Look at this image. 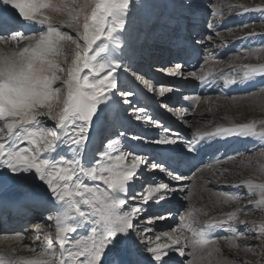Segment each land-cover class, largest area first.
Returning <instances> with one entry per match:
<instances>
[{"label":"snow or ice","instance_id":"6c2138e0","mask_svg":"<svg viewBox=\"0 0 264 264\" xmlns=\"http://www.w3.org/2000/svg\"><path fill=\"white\" fill-rule=\"evenodd\" d=\"M147 7L139 0H0V45L10 49H0V186L9 180L28 184L30 194L55 213L47 216L55 243L48 233L39 251L29 248L33 255L0 254V264H213L221 252L219 241L236 248L238 236L259 241L246 250L264 253V222L249 224L240 218L239 207L191 230V235L183 231L188 225L157 234V222L172 218L167 205L173 195L191 197L183 182L201 170V154L213 141L250 139L264 156V120L216 125L186 138L145 108L135 107L140 93L130 84L138 82L160 96L181 90L180 83L153 85L136 67L140 52L133 39L135 16ZM180 7L190 10L192 5L184 0ZM242 8L264 17L262 6ZM45 10L66 15L60 26L76 35L62 31ZM198 44L193 37L190 48L177 45L170 66L155 71L177 81L192 77L222 88L255 85L251 95H264V65H245L236 74L213 75L210 70L198 76L188 71L186 57L195 55ZM186 101L191 103L177 107V116L194 111L200 96L183 95L181 103ZM117 104L129 105L123 109L131 111L129 119L148 123L155 135L135 133L122 117L124 130L107 135ZM123 141L129 143L113 152ZM155 171L168 182L155 179ZM229 187L237 192H220L222 203L258 192L256 207H264V182L247 179ZM222 230L231 235L218 237ZM14 238L21 240L23 231ZM215 264L223 261L215 259Z\"/></svg>","mask_w":264,"mask_h":264},{"label":"rangeland","instance_id":"374dc122","mask_svg":"<svg viewBox=\"0 0 264 264\" xmlns=\"http://www.w3.org/2000/svg\"><path fill=\"white\" fill-rule=\"evenodd\" d=\"M233 1L232 0H202V1L201 0H189L190 4L192 5L191 8H196V7L200 8V9H201V7L204 8V10H203L204 14L202 15L200 21L198 22V23H200L198 28L200 30L204 31L203 32L204 33L203 38L205 36L204 41H206V40L211 41L210 42V48H206L207 46L204 44L205 52L208 53L207 59L205 60V61H208V63L204 62V67L202 68V71L204 69L205 73L210 69V65L213 62H215V64H216L214 67H218V68L230 66L232 69H230L229 74H236L237 72H242L243 67L245 65H253V66L264 65V17L261 16V13L256 12V11L243 12V8H242V6L247 7V5H250V4L253 6H249V8H255L256 6L264 7V0H250V2H247V0H233ZM133 2L135 3L136 0H133ZM139 2L141 4L146 3L148 5V7L146 9L140 11V12H137L136 16H135L136 23H135V28H134L133 39H134V42L137 44L139 52H140V57H139V60L137 61L136 67H138L141 70L140 74H146L145 78L148 79L150 81V83H152L154 85V78L152 77V75H153V73H157L155 71V69L157 67L170 66V62L172 60L168 59L169 58L168 57L167 60L165 61V57L159 56L160 57L159 58L157 56L163 48H162L161 44L157 43V40H156V38L153 37V34L156 33L159 35L160 33H162L160 31L158 32V29H159L158 26H162L161 31H163L165 33L169 32V30L166 29L169 26V21L167 20L166 16L167 15H169V16L174 15V13H172V12H175V8H176L175 6L177 4H178L177 6H180V4L182 2H184V0H173V1H170V0H139ZM172 9H174V10H172ZM190 10H193V9H190ZM45 14L51 15L58 26H60V21H63L66 19V15H64L62 13L52 12L50 10H45ZM180 14L181 15L179 17H182V18L186 17V15H189L188 11H186V10L181 12ZM244 17L247 20L244 19ZM191 20H192V18H191ZM242 20H244V21H242ZM185 21H186V19H185ZM223 21H231V23H230L231 25H227L225 28H220V24H222ZM233 21H234V23H237V25L232 24ZM177 22H178V19L175 23H177ZM209 24H211L212 26L215 25V28H211L210 31H207ZM242 24H246L247 27H240V25H242ZM60 27H61L62 31H66L73 36L76 35L75 32H73L71 29L64 28L63 26H60ZM216 28H217V30H213ZM200 30H198L199 31L198 34L202 35L200 33ZM191 32L194 33V31H191ZM253 32L256 33V35L250 36L249 33H253ZM209 36L211 37L210 40L207 39V37H209ZM159 37H163V36H159ZM245 39L249 40L248 43L250 45V48H248L249 45L248 46L246 45L248 40H245ZM250 41H251V43H250ZM231 42H233L234 46H237V45L240 46L241 45L242 49L241 50L237 49V50H233V51L230 50L227 52L225 51V53L222 57H216L215 48L219 47L220 45L225 46ZM214 44H216V46H214ZM0 49L5 50V51L10 50L7 45H0ZM244 49H246V50H244ZM220 53H222V52H220ZM116 54L117 55L120 54L119 49L117 50ZM148 57H153V58L155 57V59L153 61L149 62ZM162 61H164V62H162ZM157 74H161L162 76H164L162 73H157ZM201 74H203V73H201ZM227 74H228V72H227ZM171 79H174V77H169V81L166 84H171ZM188 79H190V77ZM257 82L261 83V80L258 79L256 81V83ZM181 83H183V82H181ZM130 87L136 88L137 92L140 91V94H143L144 92H145V94L149 93L146 90H144L143 85H139L138 82H136L135 84L134 83L130 84ZM234 87H236V86H234ZM241 88L237 87V89H240V90H241ZM254 89H255V87H254ZM254 89H253V91H254ZM250 90H251V87L246 91H250ZM253 91H251L250 93H246V94H240V95H234V96H225L224 93L226 92V88L220 87L217 94L208 95L209 97H207L205 104L212 106L215 103V106H212V107L219 109V110H222L224 108L222 101H224L225 99L229 100V98H230V100H231L232 97L247 98L248 96H252L251 93ZM150 94H153V95L155 94V97L160 96L158 92H152ZM178 94H181V91H178L177 94L175 92H167V93H165L164 96H162L163 102L156 101L157 98H155V100H154L155 104L159 107L160 110H162L161 111L162 113L166 112L165 114L169 115L170 119L173 118L177 121H179L180 116H177L175 114L174 106L168 105L171 102H169V103L164 102V98L167 97L168 95L170 98H173V97H176V95H178ZM256 96H257L256 98H258L260 100H262V98H264V95H261L259 93H257ZM129 99L131 101H135L137 99V97L134 96V97H130ZM216 99H218V102H215ZM146 104H147V102H146ZM149 104L150 103H148L147 105H149ZM160 104H167L169 107L165 109V108L160 107L159 106ZM156 105H154L155 108L157 107ZM134 106L135 107H142L143 106V108H145V110L148 112V114H149L150 108H151V106L149 108V106L145 105V100L140 95H139V103L134 104ZM125 108H129V105L117 104L116 111L113 113L112 123L109 126V131H108L107 135H113L114 136L115 133L123 130V128L121 127V117L123 118L124 126H126V124L128 122L130 123L132 121L137 125V126H135V124H131V126H128V127H132L133 131L135 129L134 127H137L139 129H145L146 128L149 131L152 129V127L148 123L142 124V122L139 123L136 120L130 121L129 117H131V115H132L131 111L129 110V112L127 114L124 113L123 109H125ZM120 109H122L121 112H123V113L120 112ZM199 111H200V105H199V109L195 110L193 113L194 114L197 113L196 116L201 119V123H195L192 125L189 124L190 126H187V132L188 133H191V134H195L197 132L202 133L204 131L211 130L216 125H220V122L217 121V120H219V118H217V115H215V114L212 116L211 115L210 116L209 115H200V114L198 115ZM213 116H215V118ZM252 121L253 120H250V122H252ZM49 123H51V122H49ZM132 128H129V129H132ZM257 130L259 131V126H258ZM142 132H144V131L142 130ZM144 135H146V134H144ZM237 141H231V144L235 145V143ZM239 141H241V140H239ZM128 143H129L128 141H123L121 145L115 146L112 149V151L113 152L121 151L122 149L125 148V145ZM246 143H248V142H246ZM249 147H250V151H246V152L242 153L239 157H233L234 158V159H232L233 161L229 159L224 163V165H226V167H227L226 172L229 171L228 172L229 174L225 173V175H222V173H221L222 170H220V171L215 170L213 172L214 173V175H213V173H211V170H208L205 168L202 171H199L200 172L199 175L204 174L207 177H213L214 176V177H218V178L223 179L225 177L228 178L230 176V172H234L235 177L243 179V181H245L247 178L251 177L250 175H253L259 180L258 183L264 182V156L261 155L262 150L259 148V145L254 141L251 143V145ZM144 167L145 166H141V169H143ZM232 167L234 168V171H233ZM154 173H158L159 176H157ZM154 173H152V175L155 177V179L163 180L166 183L168 182V177H166L163 173H160L159 171H155ZM161 175H163V176L160 178ZM193 181L194 180L189 181V182L187 181V183L190 185L189 188H191L189 192H191V194H192L188 200L183 199L181 194H174L173 195V200L181 201V203H179L180 209L176 210V213L172 212L173 215H172V218L170 220L161 222V225L157 224L159 227H157V225H156L157 234H160V232L162 230L166 229V230L171 231L173 229V227H178V226L184 225V224H186L187 220H190L192 217H194V218H193V220H191V222L195 221L192 224V226L195 229L201 228V226L204 227L210 219L222 218L224 216V213L234 211L237 207H239L243 210L239 213L240 218L243 220H246L249 224H251L252 222H255L257 224L264 222V207H256V201L259 200V198H260L258 192H256V193H245V194H243L241 199H239L238 201H235V202H231L229 204H224L220 200L213 204L210 201L211 200L210 198H216V197L222 198L219 195L220 192L230 194V192L232 191L233 188L232 187L226 188V189L215 188V190H211V188H209L207 185H204L205 191H202V187H203L202 183H201V185H202V187H201V186L195 184ZM85 182L87 183L88 181L86 180ZM225 190H227V191H225ZM11 191H14V192L24 196L21 199H25V200H29V201H33V202H35V200H36L35 198H33L34 196H32L30 194L29 187L22 188V189H15V190H11ZM241 191L243 192V189H241ZM234 192H237V189L234 188ZM3 195L6 196L7 193H5ZM182 199H183V201H182ZM204 201H206V202H204ZM202 203H205V204L202 205ZM37 204L43 206V203H41L39 201L37 202ZM37 204H35L33 211L39 210L37 208V206H38ZM211 204L214 206H212ZM172 205L175 208L176 205H174V204H172ZM202 206H204L208 209H211L213 207L214 214H213L212 210L211 211L208 210L207 212H203ZM150 211H151V209H150ZM245 211H247V213H248L247 215H245ZM209 213H210V215H209ZM48 215H55V213L51 211V206H49L47 211H44V212L39 211V213L36 215L34 212V218H33L34 221L28 222V224H32V225H27L28 226L27 228L25 225V227L23 228L24 229L23 237H25L27 239V245L29 246V248L32 246H36L37 251H39L40 247L49 239V236L47 235L48 233H52L53 243H55L54 227L52 226L53 222L49 221L47 219ZM28 220H30V219H28ZM179 223H180V225H179ZM37 225H39V227H37ZM189 228H190V226H189ZM243 229H244L243 225L239 226L240 232H243ZM190 230H191V228H190ZM183 231H184L185 235H188L189 230H187V234H186L185 230H183ZM218 232H221V231H218ZM16 233L9 232V234H12V235H14ZM2 234H6V233H4L2 231ZM37 235H40V240H38V241L35 239ZM230 235H231V233H229L228 231H225V233L221 237H228ZM162 240H164L163 237H162ZM235 243L238 245V247L232 248L230 246V244L225 239H221L219 241V247L221 250L231 248V250L233 252L238 253L237 259L235 261V260L228 257V254H230L229 251H227V252L223 251V257L225 259L229 260L230 264H242V262H243V264H264V253L256 251L255 248H253L251 251L246 250L249 246H253V245L258 244L259 241L245 239L243 236H238L235 239ZM177 247H179V246H177ZM172 255L178 256V253H173ZM19 256H21V255H19Z\"/></svg>","mask_w":264,"mask_h":264},{"label":"bare ground","instance_id":"6f19581e","mask_svg":"<svg viewBox=\"0 0 264 264\" xmlns=\"http://www.w3.org/2000/svg\"><path fill=\"white\" fill-rule=\"evenodd\" d=\"M170 1H173V0H170ZM247 2H250V0H247ZM177 5L175 6L176 7L175 10L179 11V14L181 12L185 11L183 8H181L180 6H177ZM249 6H253V5H251V4L247 5V7H249ZM203 10H204L203 7H201V9L196 7V8H193V10H186V11H188V14L190 16H192L191 17L192 20H194V21L196 20V22H198L201 15L204 14ZM180 20H182V18ZM186 32L190 33L191 31L189 32L186 28ZM159 35H164V34L160 33ZM197 35L201 37L203 34L202 35L197 34ZM170 36H172V35H170ZM172 39H174V38H172ZM245 40H248V39H245ZM248 42H249V40L247 41V44H246L247 46L249 45ZM250 43H251V41H250ZM232 46H234V44ZM167 49H169V48L165 46V48H163L157 56L158 57L159 56L164 57L166 54H168L170 52V50L168 51ZM148 59L150 62V61H153L155 59V57L154 58L148 57ZM203 65H204V63H203ZM215 65H216L215 62H213L210 65V69L206 73H203L201 75H206L210 70L212 71L213 75H219L221 73V71H224L223 73H225V74H227V72H228V74H229L230 69H232L230 66L218 68V67H214ZM152 77L154 78V85L159 84L157 82L159 80L161 81L160 83H164V84L168 83V81H169V77L162 76L161 74H157V73H153ZM193 81H194V78L190 77V79L183 81V84L187 85V83H191ZM172 83H181V81H177L176 78H174V79H171V84ZM231 88H233V87H231ZM231 88L229 89L228 92L231 91ZM235 88H237V87H235ZM238 88H241V87H238ZM249 88H250L249 86H246L244 88V90H248ZM138 92L140 93V91H138ZM175 93L177 94L178 92H175ZM143 94H140V96H142L143 99L148 97L146 100L147 104L148 103H152V104L154 103L155 104V102H154L155 98H157L156 101L163 102L162 96L155 97V94L154 95L150 94V93L145 94V92ZM178 95H180V94H178ZM178 95H176V96H178ZM256 97L257 96H248L247 98H240V97L237 98L236 97L237 99L235 101H233L232 99L230 100V98H229V100L225 99L224 101H222V103L224 105V108L222 110H219V109L212 107V106H215L214 102H213L214 104L212 106L205 104L207 97L200 98V101H199L200 111H199L198 115L200 114V115H209V116L211 115L212 116L215 114V115H217V118H219V120H217V119L216 120L220 122V125H225V126H230L232 124H239V123H249L250 120L260 121V120L264 119V98H262V100H260ZM164 102H168V103L173 102V98H170L168 95L167 97L164 98ZM215 102H218V99H216ZM199 105H198L196 110L199 109ZM121 110L122 109H120V112H121ZM121 113H123V112H121ZM156 113L160 119H165V118L161 117V115H165L166 112L161 113V115H160L159 111L156 110ZM141 115H143V113H141ZM196 115H197V113L194 114L193 111H190L189 113H185L183 115V117H179V121L172 118V119L168 120V122H169V125L173 131L178 130V131H182L184 134H187V126H190V125L195 124V123H201V119L198 118ZM213 117L215 118V116H213ZM132 120L133 119H130V121H132ZM137 122L140 123L141 121H137ZM131 124H135V123L133 121L131 123L128 122L126 127L131 126ZM135 126H137V125L135 124ZM134 128H136V127H134ZM151 132L154 133V135H155V131L153 130V127L148 133H146V135H149ZM237 140H245L248 143L253 142V140H250V139H243L240 137H232V138L228 139L227 141H224L223 143L220 140H216V141H213L211 144L213 145V147L215 148V150L217 152V157H227V156H225V154L229 150H231L230 154H233V156H234V154L238 151V147L235 146L234 144H231V141H237ZM232 159H234V158H232ZM232 159H230V160H232ZM218 161H219V159H215L210 165L202 167V169L200 171H202L203 169L206 168L208 170H211V173H213L215 170H217V171L222 170L221 171L222 175H225V173L229 174L228 173L229 171L226 172L227 167H226V165H224L225 162L218 163ZM233 171H234V168H233ZM199 173L200 172H197L195 175L187 176L188 178H186V180L183 182L186 186L187 191H190V189H191V188H189L190 185L187 183V181L189 182L192 180H194L193 182L195 184H197L201 187L203 185L202 191H205L204 185H207L209 188H211V190H215V188H219V189L231 188V187H229V185L240 184L243 182V179L235 177L234 172H230V176L228 178L225 177L223 179L218 178V177H214V176L213 177H207L206 175H204L202 173H201L202 175H199ZM154 174L159 176L158 173H154ZM213 175H214V173H213ZM250 176L251 177H249L247 179H252L254 183L259 182V180L255 176H253V175H250ZM201 183H202V185H201ZM27 187H30V186L28 184H25V183H13L11 180H9L3 186H0V194L7 193L6 196H9L10 198L21 199L24 196L14 192V191H11V190L22 189V188H27ZM225 191H227V190H225ZM210 199H211L210 201L213 204L215 202H218L219 200L222 202V198H220V197L210 198ZM182 201H183V199H182ZM173 202L181 203V201L173 200L167 205V207L169 209H171L172 212L176 213V210H175L174 206L172 205ZM204 202H206V201H204ZM203 204H205V203H202V205ZM45 206H46L45 204H43V207H40V208H38V206H37V208L39 210L31 211L29 214H26L24 216L21 215V210H18L17 215H16L17 216L16 217L17 222H26L27 223L29 221L28 219H30L28 216H30L32 212L33 213L35 212V215H36L39 213V211H42ZM212 206H214V205H212ZM202 208H203V210H202L203 212H207L208 210L213 211V207L211 209H208V208L202 206ZM213 214H214V211H213ZM224 214H226V213H224ZM209 215H210V213H209ZM193 218L194 217H192L190 220H187L186 224H184V225L190 226L191 230L195 229L192 226L193 222H195V221L191 222V220H193ZM157 224L161 225V222H157ZM158 225H157V227H159ZM190 228L189 227L184 228V230L186 231V234H187V230H189L188 232H191ZM2 231L6 234H2ZM9 232L10 231H8V230L0 229V254L5 255L6 257L12 256L15 258L27 257L30 255H33V253L29 251V246L27 245V239L25 237H23L21 240H16L14 238L15 234L12 235V234H9ZM216 233H218V231ZM188 235H191V234L188 233ZM163 238L166 239V237H163ZM223 251H225V252L229 251L230 254H228V257L236 261L238 253L233 252L231 250V248L230 249H222L221 252L219 254H217V256L214 258L213 264H215V259H219V260L223 261V264H230L229 260H227L223 257ZM19 255H21V256H19Z\"/></svg>","mask_w":264,"mask_h":264}]
</instances>
